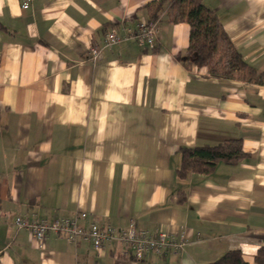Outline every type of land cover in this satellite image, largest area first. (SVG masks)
I'll return each mask as SVG.
<instances>
[{
  "label": "crops",
  "instance_id": "0c3cea01",
  "mask_svg": "<svg viewBox=\"0 0 264 264\" xmlns=\"http://www.w3.org/2000/svg\"><path fill=\"white\" fill-rule=\"evenodd\" d=\"M171 1L32 0L22 10L0 0V264H212L230 251L255 264L264 85L184 65L189 27L173 22ZM202 3L264 76V0ZM154 11L148 48L133 35ZM109 34L118 42L105 47ZM227 140L248 157L178 174L181 149ZM63 220L115 233L133 221L137 233L183 232L185 241L178 254L138 260L116 240L95 254L89 241L48 231L39 251L29 227Z\"/></svg>",
  "mask_w": 264,
  "mask_h": 264
},
{
  "label": "trees",
  "instance_id": "16d2710c",
  "mask_svg": "<svg viewBox=\"0 0 264 264\" xmlns=\"http://www.w3.org/2000/svg\"><path fill=\"white\" fill-rule=\"evenodd\" d=\"M170 4L171 10L175 9L173 22H185L189 27V47L184 56V65L203 68L213 78L233 79L234 76H244L249 82L264 85V76L250 70L236 51L225 43L226 35L216 16L205 7L202 0H172ZM161 7L162 2L155 11L158 12ZM155 11L148 23H155L152 22L156 19ZM219 53L223 54L220 66L217 61ZM180 153V176L189 173L208 174L218 163L236 165L248 157L242 151L239 140H227L216 146L181 149ZM254 263L264 264V248L257 251ZM212 264L246 263L238 251H230Z\"/></svg>",
  "mask_w": 264,
  "mask_h": 264
},
{
  "label": "built area",
  "instance_id": "2783aa9c",
  "mask_svg": "<svg viewBox=\"0 0 264 264\" xmlns=\"http://www.w3.org/2000/svg\"><path fill=\"white\" fill-rule=\"evenodd\" d=\"M22 10L27 9L32 0H18ZM157 33L156 23H141L138 26L137 32L133 38L140 45H146L148 48H153ZM118 42L114 34L106 36L104 41L105 47H111ZM99 50L94 47L90 50V55L93 59L97 57ZM17 223L21 226L19 221ZM34 242L37 244V249L42 250V242L45 234L48 231L54 233H63L68 241L74 242L77 238L89 241L90 246L95 254H100L103 251L105 242L116 240L126 248L133 250L134 257L141 260L145 255L152 254L161 256L165 252L170 251L173 254H178L182 251L185 241L183 232L179 233L178 239L169 236L165 232L158 233L155 237L149 236L146 232H136L135 223L129 222L128 228L125 231L115 233L112 229H102L96 224H90L87 231L78 228L74 221L63 220L61 223L53 222H38L29 227Z\"/></svg>",
  "mask_w": 264,
  "mask_h": 264
},
{
  "label": "rangeland",
  "instance_id": "374dc122",
  "mask_svg": "<svg viewBox=\"0 0 264 264\" xmlns=\"http://www.w3.org/2000/svg\"><path fill=\"white\" fill-rule=\"evenodd\" d=\"M217 61L219 63V66L223 63V57L222 54L219 53V55H217Z\"/></svg>",
  "mask_w": 264,
  "mask_h": 264
}]
</instances>
